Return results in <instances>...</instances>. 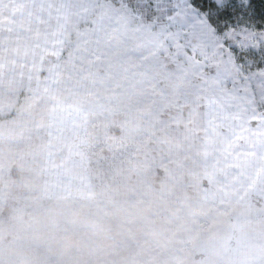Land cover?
Masks as SVG:
<instances>
[{"label":"clouds","instance_id":"9594fccd","mask_svg":"<svg viewBox=\"0 0 264 264\" xmlns=\"http://www.w3.org/2000/svg\"><path fill=\"white\" fill-rule=\"evenodd\" d=\"M209 11L0 0V264H264V11Z\"/></svg>","mask_w":264,"mask_h":264},{"label":"rangeland","instance_id":"374dc122","mask_svg":"<svg viewBox=\"0 0 264 264\" xmlns=\"http://www.w3.org/2000/svg\"><path fill=\"white\" fill-rule=\"evenodd\" d=\"M197 2V0H194ZM200 2H203L200 0ZM251 5H255L254 9L244 10V0H240L239 6L236 5V0H217L216 4L219 7H227V8H236L235 13L228 11V15L224 20L220 21V25L222 22V26H220L221 30H246L249 29L256 20L261 19V12L264 11V6L261 5L260 0H249ZM199 4V3H198ZM199 6V5H198ZM252 14H249V13ZM227 25V28H225ZM259 27V24H257ZM241 37L237 36L236 40H240ZM236 47L235 49H237Z\"/></svg>","mask_w":264,"mask_h":264},{"label":"snow or ice","instance_id":"6c2138e0","mask_svg":"<svg viewBox=\"0 0 264 264\" xmlns=\"http://www.w3.org/2000/svg\"><path fill=\"white\" fill-rule=\"evenodd\" d=\"M203 5L210 9V19H212L213 15H215L214 24L217 28V38L220 41L221 49H227L229 52H233L236 47L243 48L246 44L245 30L237 32L235 30H221L220 28V21L228 15L227 10L224 9L221 12L219 5H217L214 0H203ZM211 9H215L216 13H213ZM225 28H227V25H225ZM237 36L241 37L239 41L236 40Z\"/></svg>","mask_w":264,"mask_h":264},{"label":"trees","instance_id":"16d2710c","mask_svg":"<svg viewBox=\"0 0 264 264\" xmlns=\"http://www.w3.org/2000/svg\"><path fill=\"white\" fill-rule=\"evenodd\" d=\"M202 1H203V0H202ZM198 5H199V4H198ZM219 8H220V9H226V10L229 9V8H227V7H219ZM227 12H228V10H227ZM222 20H224V19H222ZM222 20H221V21H222Z\"/></svg>","mask_w":264,"mask_h":264}]
</instances>
